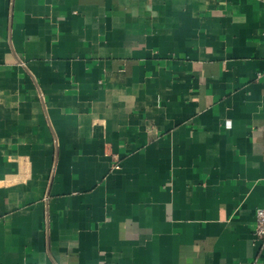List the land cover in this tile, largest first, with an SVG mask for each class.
<instances>
[{
  "label": "crops",
  "instance_id": "obj_1",
  "mask_svg": "<svg viewBox=\"0 0 264 264\" xmlns=\"http://www.w3.org/2000/svg\"><path fill=\"white\" fill-rule=\"evenodd\" d=\"M264 0H0V264H264Z\"/></svg>",
  "mask_w": 264,
  "mask_h": 264
},
{
  "label": "built area",
  "instance_id": "obj_2",
  "mask_svg": "<svg viewBox=\"0 0 264 264\" xmlns=\"http://www.w3.org/2000/svg\"><path fill=\"white\" fill-rule=\"evenodd\" d=\"M254 234L262 241L264 246V208L256 211V228Z\"/></svg>",
  "mask_w": 264,
  "mask_h": 264
}]
</instances>
